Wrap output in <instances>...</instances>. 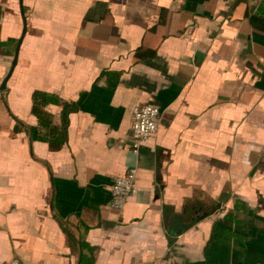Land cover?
<instances>
[{
	"label": "crops",
	"instance_id": "obj_1",
	"mask_svg": "<svg viewBox=\"0 0 264 264\" xmlns=\"http://www.w3.org/2000/svg\"><path fill=\"white\" fill-rule=\"evenodd\" d=\"M64 103L53 149L33 107L60 129ZM142 105L162 121L135 156ZM84 256L264 264V0H0V264Z\"/></svg>",
	"mask_w": 264,
	"mask_h": 264
},
{
	"label": "built area",
	"instance_id": "obj_2",
	"mask_svg": "<svg viewBox=\"0 0 264 264\" xmlns=\"http://www.w3.org/2000/svg\"><path fill=\"white\" fill-rule=\"evenodd\" d=\"M162 121V111L154 105H142L133 109L132 152L138 156L142 146L157 133ZM138 170L130 167L126 173L117 177L111 187L112 207L122 210L136 189Z\"/></svg>",
	"mask_w": 264,
	"mask_h": 264
},
{
	"label": "trees",
	"instance_id": "obj_3",
	"mask_svg": "<svg viewBox=\"0 0 264 264\" xmlns=\"http://www.w3.org/2000/svg\"><path fill=\"white\" fill-rule=\"evenodd\" d=\"M60 101L57 97L45 94L44 95V104H59ZM76 107L75 105H71L69 103L63 104V125L59 129L58 127L53 125V121L51 116L44 113L42 109L39 107H33V113L37 116L40 126L42 128H45L47 130V136L39 137L40 140H44L50 143V146L53 149H59L62 144L66 141L67 136V125H68V115L75 111ZM21 129V122L17 120V126L15 127L14 131L19 132ZM229 218V217H228ZM94 259L93 257H82L81 264H93Z\"/></svg>",
	"mask_w": 264,
	"mask_h": 264
},
{
	"label": "water",
	"instance_id": "obj_4",
	"mask_svg": "<svg viewBox=\"0 0 264 264\" xmlns=\"http://www.w3.org/2000/svg\"><path fill=\"white\" fill-rule=\"evenodd\" d=\"M26 34V28L24 29V32H23V35L21 37V39L19 40V43L17 45V49H16V53H15V56H14V61H13V64H12V67H11V70L7 76V78L5 79L3 85H2V88L5 89L6 88V83L8 81V79L11 77L13 71H14V68L16 67L17 63H18V54H19V50H20V44L22 43V39H23V36ZM182 228H180L178 231L179 233H183V231L187 228V225H181Z\"/></svg>",
	"mask_w": 264,
	"mask_h": 264
}]
</instances>
